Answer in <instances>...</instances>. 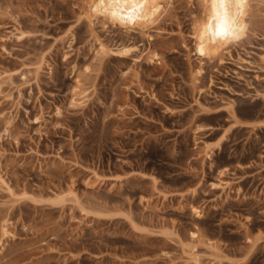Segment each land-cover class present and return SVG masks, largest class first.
I'll list each match as a JSON object with an SVG mask.
<instances>
[{"label":"rangeland","instance_id":"374dc122","mask_svg":"<svg viewBox=\"0 0 264 264\" xmlns=\"http://www.w3.org/2000/svg\"><path fill=\"white\" fill-rule=\"evenodd\" d=\"M90 1L0 0V264H264V0L207 56Z\"/></svg>","mask_w":264,"mask_h":264},{"label":"bare ground","instance_id":"6f19581e","mask_svg":"<svg viewBox=\"0 0 264 264\" xmlns=\"http://www.w3.org/2000/svg\"><path fill=\"white\" fill-rule=\"evenodd\" d=\"M171 0H91L90 11L94 16H104L115 23L126 21L140 29L149 27L159 20L166 10L164 4ZM204 17L194 34L198 51L211 55L218 47L230 39L246 13L251 0H201ZM172 4V3H171ZM202 6V5H201ZM161 19V18H160ZM154 54V53H153ZM195 264H199L196 261Z\"/></svg>","mask_w":264,"mask_h":264},{"label":"clouds","instance_id":"9594fccd","mask_svg":"<svg viewBox=\"0 0 264 264\" xmlns=\"http://www.w3.org/2000/svg\"><path fill=\"white\" fill-rule=\"evenodd\" d=\"M242 35H243V28L239 29L237 34L233 35L230 39L226 38V42L231 43L234 41H238L239 39L242 38Z\"/></svg>","mask_w":264,"mask_h":264}]
</instances>
